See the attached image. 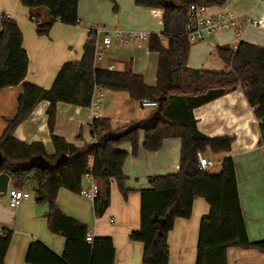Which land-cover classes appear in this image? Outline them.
I'll return each mask as SVG.
<instances>
[{"label": "trees", "instance_id": "obj_1", "mask_svg": "<svg viewBox=\"0 0 264 264\" xmlns=\"http://www.w3.org/2000/svg\"><path fill=\"white\" fill-rule=\"evenodd\" d=\"M29 9V18L39 35H48L54 25L78 26L80 0H20ZM113 10L117 11L115 0ZM138 6L163 10L164 30L151 34L149 50L159 56L157 81L148 86L142 75L114 71L95 64L97 36L90 30L80 60L63 64L51 88L27 80L29 57L23 47V34L15 19L3 18L0 36V174L7 173L15 187L24 189L37 183L36 200L48 205V226L66 238L63 255L43 242L30 244L26 261L30 264H115L112 237H86L90 228L62 212L57 196L61 188L80 194L86 174L100 185L94 199L96 216L102 217L111 204L112 182L125 198L127 187L124 165L130 152L140 148L158 151L166 139L182 142L178 172L153 176L150 187L140 190V227L130 240L144 245V264H169L168 235L177 219H189L195 199L202 197L210 212L201 219L195 264H228L230 247L264 252V239L250 241L244 220L236 165L232 157L223 159L217 172L199 169L198 152L219 154L232 150L235 136H209L201 132L194 109L213 101L239 86L259 121L260 144L264 146V47L240 41L235 47L216 48L225 69H196L189 66L193 44L188 38L190 7L222 5L224 0H135ZM45 10V12H42ZM166 42V45L163 42ZM96 87L124 91L135 101L150 99L158 107L145 122H131L114 129L111 120L95 117L91 124L92 142L83 147L54 133L57 105L66 103L90 107ZM43 101L49 102L48 127L55 148L48 153L42 142L27 143L15 135ZM157 112H159L157 116ZM144 133L141 145V133ZM13 231L0 229V264L10 247Z\"/></svg>", "mask_w": 264, "mask_h": 264}, {"label": "crops", "instance_id": "obj_2", "mask_svg": "<svg viewBox=\"0 0 264 264\" xmlns=\"http://www.w3.org/2000/svg\"><path fill=\"white\" fill-rule=\"evenodd\" d=\"M115 1L118 5L117 11L113 10L114 5L109 0H80L78 26L58 22L48 35H39L36 24L29 18V9L20 0H0V11L11 14L22 31L23 47L29 57L27 80L43 88H51L64 63L81 59L90 26L97 21L112 30L110 34L114 36L113 39H116L117 32L124 35L132 31L147 34L144 40L132 41L133 45L127 42L124 45H112L108 48L109 53H105L104 59L97 66L109 69L110 65H114V71L121 72L132 70L134 74L142 75L148 86H155L159 56L150 51L148 45L151 34L160 35L164 30L163 10L138 6L135 0ZM263 4L261 0H224L222 5L208 6V12L230 11L260 19L264 18ZM229 31L234 35L233 30L224 32ZM234 36L235 38L216 33L206 36L198 44H193L197 48L190 55L189 66L206 69L210 58L217 54L216 48L221 45L235 47L240 41H246L264 47V27L248 24L240 38L236 34ZM98 38L102 40L103 36L98 35ZM163 43L166 45L165 41ZM119 64L122 65L121 68H118ZM155 66L157 69L154 72ZM105 91L108 94L97 109L59 103L54 133L78 147H83L93 140L91 124L96 116L109 118L112 127L117 129L131 122H145L155 110L141 109L140 102L133 100L127 92ZM48 107L49 102H41L30 117L16 128L15 135L27 143L42 142L48 153L53 154L55 148L48 127ZM194 114L198 128L204 134L235 136L232 150L219 154L222 159L232 157L235 161L240 202L250 241L263 240L264 146L259 142V121L255 108L248 103L239 86L236 90L197 107ZM143 137L142 132L141 145ZM181 146L179 138L166 139L158 151L140 148L138 155L134 156L131 145L124 144L122 147L130 152L124 172L128 177L127 187L132 192L125 198L116 181H113L111 204L102 217L96 216L92 199L65 188L59 190L57 203L64 214L86 224L94 237H112L116 248L115 264H144L143 243L129 238L130 233L140 227V190L150 187L153 176L179 171ZM85 186L88 183L84 180L83 187ZM14 187L10 177L8 191ZM36 187L35 181L24 187L30 191L31 196L18 207L10 205L8 191L0 195L5 196L0 198V229L13 231L5 264H30L26 261V253L34 240L43 242L58 255L64 254L66 238L50 231L47 217L49 208L47 204L37 202ZM209 212L210 205L204 198L198 197L194 202L192 216L189 219L176 220L168 235L169 264L196 263L201 219ZM227 258L228 264H264V252L255 249L230 247Z\"/></svg>", "mask_w": 264, "mask_h": 264}, {"label": "built area", "instance_id": "obj_3", "mask_svg": "<svg viewBox=\"0 0 264 264\" xmlns=\"http://www.w3.org/2000/svg\"><path fill=\"white\" fill-rule=\"evenodd\" d=\"M264 3V0H261ZM191 11V21L188 25V38L192 44H195L203 40L206 36L211 34H216L228 30H233L237 38L242 36V32L246 29L248 24L254 26L264 27V18L255 19L254 17H246L242 15H237L230 11H221L216 13H209L208 7L206 6H197L192 4L190 7ZM12 18V15L6 12L0 11V31L3 18ZM96 33L97 42L95 49V64L101 62L104 59L106 49L110 48L113 45V37L109 32H104L102 40H99L98 35L100 31L96 25L91 28ZM147 38V34L142 32L129 33L124 35L120 32H117L116 39L121 42L130 41H139ZM114 65L109 66V70H114ZM104 97L103 89L96 87L90 107L92 109H97L102 102ZM142 107H152L157 108L158 102L150 99H144L140 101ZM98 117V116H96ZM199 160V169L205 172H212V170L217 167L218 161L208 158L204 152H198ZM85 182L88 183V186L82 188L80 194L86 196L94 201L100 192V185L96 179L91 175L86 174L84 177ZM10 196V205L12 207H18L24 200L28 199L31 196L30 191L25 189H19L14 187L9 191ZM88 242H93L94 235L90 231L86 237Z\"/></svg>", "mask_w": 264, "mask_h": 264}, {"label": "rangeland", "instance_id": "obj_4", "mask_svg": "<svg viewBox=\"0 0 264 264\" xmlns=\"http://www.w3.org/2000/svg\"><path fill=\"white\" fill-rule=\"evenodd\" d=\"M262 4H263V2H262ZM264 5V4H263ZM94 25H96L97 27H98V30L100 31V33H99V36L100 35H102V36H104V32H109V33H112V30H110L109 28H108V26L106 25V24H104V23H100V22H97V21H95L94 22V24H92L91 26H90V29L91 28H93V26ZM136 32V31H135ZM130 33H134L133 31L132 32H130ZM219 34H225V36H228V35H231L233 38H235V33H234V35H233V33H231V31H229V32H221V33H219ZM218 35V34H217ZM112 37H114L113 35H112ZM116 40V41H115ZM129 41V42H128ZM122 44V45H124V43H126V42H121V41H119V40H117V39H113V45L114 44ZM199 42H197V43H195V44H198ZM127 44H130V45H133L134 44V42L132 43V41H130V40H127ZM135 48H137L136 46H134ZM196 46L195 47H192V50H191V55H192V52H195V50H196ZM109 51H110V49H106V54H108L109 53ZM120 59H122V58H120ZM224 63L219 59V57H218V55L215 53L214 55H213V57H211L210 58V64L209 65H207L206 67V69H208V70H218V71H221V70H224L225 69V64L223 65ZM122 67V65H118V68H121ZM156 66H155V70H153L154 72L156 71ZM103 92H104V97H103V99H102V101L106 98V94H108L107 93V91H105V90H103ZM140 106H141V104H140ZM141 109H144L145 111H148V110H150V109H155V108H152V107H140ZM99 110V109H98ZM206 156L208 157V158H212V159H215L216 161H218L219 163H218V165H217V167H215L212 171L213 172H217V171H219L220 169H221V167H222V163H223V159H222V155L221 154H219V155H214V154H209V153H206ZM3 197H5V196H3ZM3 197H0V198H3Z\"/></svg>", "mask_w": 264, "mask_h": 264}, {"label": "water", "instance_id": "obj_5", "mask_svg": "<svg viewBox=\"0 0 264 264\" xmlns=\"http://www.w3.org/2000/svg\"><path fill=\"white\" fill-rule=\"evenodd\" d=\"M1 36V31H0ZM159 112H157L158 116ZM10 180V175L7 173L0 174V195L6 194L8 191V184Z\"/></svg>", "mask_w": 264, "mask_h": 264}]
</instances>
